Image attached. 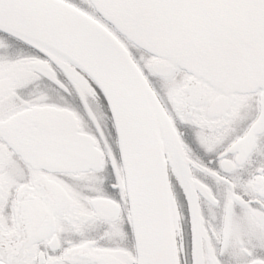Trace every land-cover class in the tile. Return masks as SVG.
I'll return each instance as SVG.
<instances>
[{"label": "snow or ice", "instance_id": "1", "mask_svg": "<svg viewBox=\"0 0 264 264\" xmlns=\"http://www.w3.org/2000/svg\"><path fill=\"white\" fill-rule=\"evenodd\" d=\"M0 264H264V0H0Z\"/></svg>", "mask_w": 264, "mask_h": 264}]
</instances>
